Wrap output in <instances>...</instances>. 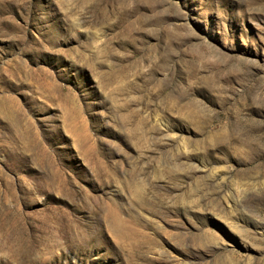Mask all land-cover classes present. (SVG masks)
I'll return each instance as SVG.
<instances>
[{
    "label": "rangeland",
    "instance_id": "374dc122",
    "mask_svg": "<svg viewBox=\"0 0 264 264\" xmlns=\"http://www.w3.org/2000/svg\"><path fill=\"white\" fill-rule=\"evenodd\" d=\"M0 264H264V0H0Z\"/></svg>",
    "mask_w": 264,
    "mask_h": 264
}]
</instances>
